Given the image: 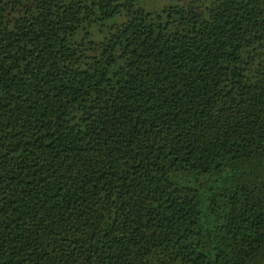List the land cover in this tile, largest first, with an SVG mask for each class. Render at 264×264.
<instances>
[{
  "label": "trees",
  "instance_id": "obj_1",
  "mask_svg": "<svg viewBox=\"0 0 264 264\" xmlns=\"http://www.w3.org/2000/svg\"><path fill=\"white\" fill-rule=\"evenodd\" d=\"M0 0V264H264V0Z\"/></svg>",
  "mask_w": 264,
  "mask_h": 264
},
{
  "label": "rangeland",
  "instance_id": "obj_2",
  "mask_svg": "<svg viewBox=\"0 0 264 264\" xmlns=\"http://www.w3.org/2000/svg\"><path fill=\"white\" fill-rule=\"evenodd\" d=\"M174 2L173 0H141V3L147 10L158 11L169 3Z\"/></svg>",
  "mask_w": 264,
  "mask_h": 264
}]
</instances>
